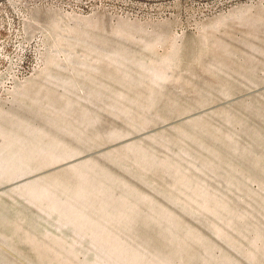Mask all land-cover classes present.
<instances>
[{
    "label": "rangeland",
    "instance_id": "obj_1",
    "mask_svg": "<svg viewBox=\"0 0 264 264\" xmlns=\"http://www.w3.org/2000/svg\"><path fill=\"white\" fill-rule=\"evenodd\" d=\"M0 264H264V0H0Z\"/></svg>",
    "mask_w": 264,
    "mask_h": 264
},
{
    "label": "bare ground",
    "instance_id": "obj_2",
    "mask_svg": "<svg viewBox=\"0 0 264 264\" xmlns=\"http://www.w3.org/2000/svg\"><path fill=\"white\" fill-rule=\"evenodd\" d=\"M54 160H56V159H54ZM47 165V164H46Z\"/></svg>",
    "mask_w": 264,
    "mask_h": 264
}]
</instances>
